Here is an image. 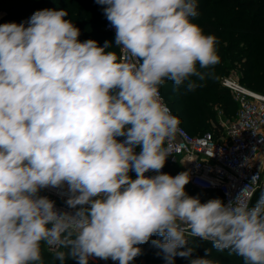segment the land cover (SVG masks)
<instances>
[{"label":"clouds","instance_id":"1","mask_svg":"<svg viewBox=\"0 0 264 264\" xmlns=\"http://www.w3.org/2000/svg\"><path fill=\"white\" fill-rule=\"evenodd\" d=\"M95 2L119 53L81 42L64 9L0 24V264H45V248L59 264H130L153 236L165 264H217L212 249L264 264L260 171L228 203L201 202L188 172L161 171L183 133L161 87L192 91L220 62L217 37L193 22L197 0ZM47 188H66L74 211L57 210ZM190 238L212 249L194 257Z\"/></svg>","mask_w":264,"mask_h":264},{"label":"trees","instance_id":"2","mask_svg":"<svg viewBox=\"0 0 264 264\" xmlns=\"http://www.w3.org/2000/svg\"><path fill=\"white\" fill-rule=\"evenodd\" d=\"M197 6L199 14L192 18L193 22L206 35L217 37L220 62L211 69L201 70L207 73L204 80L191 78L197 84L192 91H188L185 85L177 89L172 81H166L160 91L172 113L179 117L180 126L189 134L201 136L209 133L205 131L212 130L210 133L220 138L224 135V128L219 115L235 121L238 111V104L232 93L222 86V79L237 72L240 83L264 94V0H197ZM104 7L95 0H0V11L5 12L0 24L24 23L27 26L36 11L64 9L68 12L65 19L71 20L79 28L81 42L92 39L103 46L105 41H109L113 44L112 50L119 53L120 50L115 48V36L105 31V26L110 22L104 15ZM164 167L166 173L172 176L186 172L180 163L165 162ZM130 175L132 178L136 176L135 172ZM185 190L200 199L223 200L217 192H202L189 184ZM156 238L152 237L146 245L141 246L142 254L136 258L144 257L147 264H165L162 254H157L160 250L152 244ZM189 243L195 250L194 257H203L206 249H212L208 241L190 238ZM42 255L45 264H59V261H53L51 252L44 249ZM208 258L217 264H244L242 258L229 255L227 251L212 249ZM65 264H77V261L68 259ZM175 264H189V260L176 257Z\"/></svg>","mask_w":264,"mask_h":264},{"label":"built area","instance_id":"3","mask_svg":"<svg viewBox=\"0 0 264 264\" xmlns=\"http://www.w3.org/2000/svg\"><path fill=\"white\" fill-rule=\"evenodd\" d=\"M105 31L115 36V29L110 23L105 26ZM221 84L232 93L238 104L237 116L233 124L228 127L222 123L224 135L220 138H216L214 133L210 132L201 136H192L180 126L183 133L171 144V155L166 162L183 164L190 176L188 183L190 186L206 193L217 192L222 196L223 201L228 203L237 197L259 171V188L261 187L264 173V168H261V165H264V94L247 88L233 76L224 77ZM161 96L166 103L162 92ZM137 152H139L138 148ZM161 171L166 173L165 167ZM155 174L150 171L145 175ZM250 187L257 189L251 197L252 203L259 188L255 185ZM40 195L53 200L59 211H74L66 204L68 199L66 188L43 189ZM89 262L119 264L118 261L99 258H90Z\"/></svg>","mask_w":264,"mask_h":264},{"label":"rangeland","instance_id":"4","mask_svg":"<svg viewBox=\"0 0 264 264\" xmlns=\"http://www.w3.org/2000/svg\"><path fill=\"white\" fill-rule=\"evenodd\" d=\"M3 16H5V12L4 11H0V20L2 19V17ZM237 72H235L234 74H231L230 76H233V77H235L236 79H238V77H237ZM228 77V76H227ZM219 119H220V121L222 122V123H224V125H226V126H228V127H230L231 126V124H233V122H234V120H232V121H230V120H228L226 117H223V116H221V115H219ZM205 132H212V130H207V131H205ZM204 132V133H205ZM260 188H264V173H263V180H262V183H261V187ZM259 194H260V192L258 191L257 192V194H255V198H254V200H253V202L255 203L256 202V199L258 198V196H259ZM191 196V195H190ZM207 200H209V198H202L201 199V202H206ZM252 202V203H253ZM159 238V237H158ZM158 238H156V239H158ZM161 238V237H160ZM159 238V239H160ZM163 239V238H162ZM162 239H160V240H162ZM143 245H146V243L145 244H143ZM143 245H140V248L142 249V247L141 246H143ZM45 250H47L48 252H51V251H49L48 249H46L45 248ZM52 253V252H51ZM130 264H147V261H146V259H144V257H138V258H134V260L133 261H131L130 262Z\"/></svg>","mask_w":264,"mask_h":264},{"label":"crops","instance_id":"5","mask_svg":"<svg viewBox=\"0 0 264 264\" xmlns=\"http://www.w3.org/2000/svg\"><path fill=\"white\" fill-rule=\"evenodd\" d=\"M3 17H4V16H3ZM3 17H2V18H3ZM180 165L183 167V164L180 163ZM183 168H184V167H183Z\"/></svg>","mask_w":264,"mask_h":264}]
</instances>
